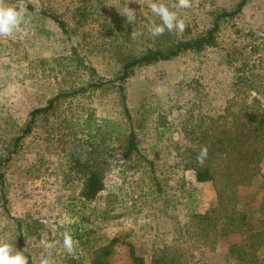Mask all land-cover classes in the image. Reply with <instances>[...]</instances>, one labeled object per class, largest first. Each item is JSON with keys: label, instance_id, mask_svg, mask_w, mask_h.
I'll return each instance as SVG.
<instances>
[{"label": "rangeland", "instance_id": "1", "mask_svg": "<svg viewBox=\"0 0 264 264\" xmlns=\"http://www.w3.org/2000/svg\"><path fill=\"white\" fill-rule=\"evenodd\" d=\"M239 1L191 0L190 8L177 9L178 0H22L27 23L0 38V240L17 249L28 243L34 264L46 251L55 264H92L113 237L133 243L148 262L167 255L180 264H264V253L248 248L250 225L264 226V155L236 202L223 204L217 182L198 181L182 162L183 133L163 131L187 117L208 125L235 96L238 75L264 91V0L222 18L215 45L135 66L118 79L133 57L206 33ZM152 2L177 10L184 31L152 37L149 28L161 23ZM134 29L142 33L135 39ZM100 81L102 87L90 86ZM71 92L39 114L16 145L33 109ZM131 129L139 151L125 158ZM91 151L104 161L105 189L85 204L84 178L73 164ZM206 212L218 215L215 225L199 221ZM65 232L76 241L72 254L63 246ZM46 243L53 247L45 250ZM107 264H131L129 246L118 242Z\"/></svg>", "mask_w": 264, "mask_h": 264}, {"label": "trees", "instance_id": "2", "mask_svg": "<svg viewBox=\"0 0 264 264\" xmlns=\"http://www.w3.org/2000/svg\"><path fill=\"white\" fill-rule=\"evenodd\" d=\"M250 0H240L237 6L232 10H225L217 15L214 25L204 34H200L190 39L180 40L164 49L149 48L142 55L133 57L128 61L122 70L119 80L128 78L135 66L143 64H151L159 60H167L179 55L186 50L200 51L206 46H212L217 43L216 33L220 29V20L224 17H234L243 10V7ZM32 8V7H31ZM59 26L68 31V27L64 20L57 15H49ZM244 71V70H240ZM239 71V72H240ZM241 74V73H240ZM245 80L244 89H240L239 82ZM105 84L104 81L93 82L90 86L100 88ZM235 96L232 97L225 108L224 113L216 118H211L208 125L204 122L196 123L190 117L179 121L178 123H170L163 131L168 130L171 126L178 127L183 133L186 144L182 149L181 160L185 167L195 171L196 179L200 182L214 181L217 182L218 197L222 203L227 201L236 202L238 199L240 188L250 184L255 176V166L264 155V103L261 96L264 97V91L252 84V81L242 75L237 76L235 82ZM122 99L126 102V94L123 85H120ZM82 90V89H81ZM252 92L256 93L249 101L248 97ZM71 93H63L49 99L45 106L33 109L30 112L23 133L16 139V145L24 136L32 131L36 118L41 113L50 112L55 102L61 97ZM260 96V97H259ZM126 110L127 105L124 103ZM105 122H108L106 119ZM163 124H161L162 126ZM203 146L208 147V157L203 166L196 162V157ZM123 157L130 158L135 152L139 151L137 134L133 129L126 136ZM101 156L94 152L82 160L76 158L74 160V169L83 175V188L81 190V200L83 203L95 201L100 193L105 189L104 166ZM0 176H3L0 173ZM225 201V202H224ZM240 220L248 222L247 213L241 210ZM197 218L200 222H207L215 225L216 216L210 215L209 212L198 214ZM19 226L22 225L18 221ZM248 224V223H247ZM125 242L129 246V255L131 264H180L175 256L162 255L154 257L148 262L145 256L138 253L133 243L120 237L110 238L108 243L102 246L99 251L93 254L92 264H107L108 257L113 252V247L118 242ZM22 246V245H21ZM248 248L253 251L264 253V226L262 229L254 230L249 227ZM29 264H34L32 256L29 257Z\"/></svg>", "mask_w": 264, "mask_h": 264}, {"label": "clouds", "instance_id": "3", "mask_svg": "<svg viewBox=\"0 0 264 264\" xmlns=\"http://www.w3.org/2000/svg\"><path fill=\"white\" fill-rule=\"evenodd\" d=\"M192 6L191 0H178L177 9H188ZM149 7L155 15L160 18L161 23L155 24L149 28V32L152 37H159L164 35L165 31L175 32L184 31L186 25L185 21L179 18V12L172 10L164 3L152 2ZM133 9H128L124 13L128 20L131 19L134 14ZM26 6L22 0H18V3H11L10 0H0V38H10L21 29L23 25L27 23L26 20ZM138 35L136 29L133 30L131 36L135 39ZM208 157V147L203 146L200 149L196 157V162L203 166L205 160ZM63 246L64 249L72 254L76 247V241L73 235L69 232L63 234ZM52 244H44L45 250L51 249ZM31 255L30 248L28 246L23 249H17L15 245L8 243L4 240H0V264H29V257ZM39 264H55L50 252H42L40 255Z\"/></svg>", "mask_w": 264, "mask_h": 264}]
</instances>
